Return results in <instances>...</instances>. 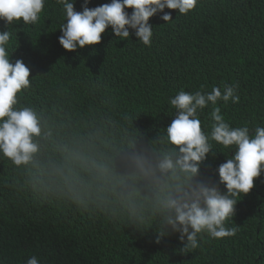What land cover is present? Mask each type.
<instances>
[{
	"label": "trees",
	"instance_id": "16d2710c",
	"mask_svg": "<svg viewBox=\"0 0 264 264\" xmlns=\"http://www.w3.org/2000/svg\"><path fill=\"white\" fill-rule=\"evenodd\" d=\"M62 9L45 0L35 24L0 20V32L11 33L10 61L30 69L18 106L31 107L40 127L28 162L0 153V264H27L33 255L40 264H264V172L225 222L238 226L235 236L202 232L188 249L168 222L169 201L190 199L199 183L225 192L216 169L234 149L211 141L214 156L196 175L161 168L180 156L165 131L180 90L237 86L238 103L215 106L250 135L264 127V0H198L186 15L165 9L172 21L150 18V46L132 30L120 40L109 27L99 44L74 52L59 44ZM212 108L198 111L206 134Z\"/></svg>",
	"mask_w": 264,
	"mask_h": 264
},
{
	"label": "clouds",
	"instance_id": "9594fccd",
	"mask_svg": "<svg viewBox=\"0 0 264 264\" xmlns=\"http://www.w3.org/2000/svg\"><path fill=\"white\" fill-rule=\"evenodd\" d=\"M91 0H84L82 11L74 9L75 0H57L63 5L65 22L60 26L62 35L59 44L67 51L97 45L102 34L109 27L114 36L127 40L130 31L139 43L150 46L153 37L151 17L172 21L171 12L178 10L186 15L196 8L198 0H111V3L89 8ZM45 0H0V20L7 26L13 22L35 24L44 8ZM126 9H132L129 13ZM10 31L0 32V153L20 165L26 163L36 152L34 136L40 135L39 119L31 107L18 106L17 96L30 87V69L22 60L10 61L6 49ZM237 86H225L223 91L213 87L210 92L188 93L180 90L170 99L176 114L166 128L167 139L179 149L180 156L175 161L165 159L162 169L179 166L183 171L198 174L200 165L212 154V143L225 149H234L230 158L219 165L216 174L219 184L226 189L222 192L214 183H199L192 190L190 199L170 200L168 207L174 211L169 219L172 231L179 234L185 248L198 247V234L208 233L211 238L233 237L237 227H225V222L234 215L237 197L248 194L254 187V180L264 172V127L257 126L254 133L246 126L232 127L221 115L217 101L238 103L235 95ZM211 104L210 134L202 131L198 111ZM213 155V154H212ZM214 156V155H213ZM159 243V239L156 241ZM27 264H40L38 257L31 256Z\"/></svg>",
	"mask_w": 264,
	"mask_h": 264
}]
</instances>
